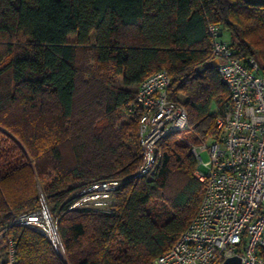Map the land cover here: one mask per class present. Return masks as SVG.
Segmentation results:
<instances>
[{
  "label": "trees",
  "instance_id": "1",
  "mask_svg": "<svg viewBox=\"0 0 264 264\" xmlns=\"http://www.w3.org/2000/svg\"><path fill=\"white\" fill-rule=\"evenodd\" d=\"M209 24L264 71V2L0 0V264L7 239L16 264H65L45 236L14 223L41 206L39 190L67 264H148L176 242L204 191L191 151L202 140L167 134L154 170L133 176L143 157L139 114L125 109L132 86L164 69L169 97L201 126L195 134H211L229 95ZM103 179L124 180L108 212L71 208Z\"/></svg>",
  "mask_w": 264,
  "mask_h": 264
},
{
  "label": "built area",
  "instance_id": "2",
  "mask_svg": "<svg viewBox=\"0 0 264 264\" xmlns=\"http://www.w3.org/2000/svg\"><path fill=\"white\" fill-rule=\"evenodd\" d=\"M211 60L228 91L229 100L215 109L212 144L193 145L195 176L204 191L193 218L176 242L148 264H219L233 256L240 264H264V71L252 58L235 55L222 40L220 27L208 25ZM170 76L162 69L135 86L134 101L125 113L138 116L142 162L133 176L154 170L160 144L169 133L190 127L184 106L168 94ZM207 153L203 160L201 153ZM124 180L95 181L78 194L71 208L108 212L115 190ZM15 224L39 232L61 247L57 227L45 202L17 216ZM3 231L0 230V239ZM4 264H16L15 245L5 244Z\"/></svg>",
  "mask_w": 264,
  "mask_h": 264
},
{
  "label": "rangeland",
  "instance_id": "3",
  "mask_svg": "<svg viewBox=\"0 0 264 264\" xmlns=\"http://www.w3.org/2000/svg\"><path fill=\"white\" fill-rule=\"evenodd\" d=\"M90 38H91V41H94V33H91ZM222 38L227 39V34H226L224 31H223V33H222ZM67 39H68L69 41H72V40H73V36H72V35H68V36H67ZM255 61H256L257 63H258V62L260 63V60H259L258 58H255ZM90 64L93 65V66H95V62H94V61H90ZM133 90H135V87L133 88ZM180 99L182 100L183 98L180 97ZM126 117L128 118L127 115H126ZM200 127H201L200 125H199V126H193V125L190 124V127L187 129L188 132L184 131L183 133L180 134V136H183V134H185V133H190L191 135H196V136H198L201 140H204L205 138H207V139H205V141H206V145H211L212 142H213L211 136L209 137V135H207L206 137H200V136H202L201 133H199L200 136L197 135V134H195L196 129H197V128H200ZM198 131H199V130H198ZM196 132H197V131H196ZM197 133H198V132H197ZM211 133H212V132H211ZM202 142H203V141H200V143L197 144V146L201 145ZM201 156H202L203 160H206V159H207V153H206V152H202V153H201ZM39 195H40V197H41V201L44 202V199H43V196H42V193H41L40 190H39ZM48 210H49V209H48ZM49 213H50V215L53 217V219H55V215H56L55 212H53V213L49 212ZM53 248H54L56 254L61 258V260H62L65 264H67L66 256H65V254H64V251H63L62 245H61V247H53Z\"/></svg>",
  "mask_w": 264,
  "mask_h": 264
},
{
  "label": "water",
  "instance_id": "4",
  "mask_svg": "<svg viewBox=\"0 0 264 264\" xmlns=\"http://www.w3.org/2000/svg\"><path fill=\"white\" fill-rule=\"evenodd\" d=\"M219 264H240V258L237 256L229 257Z\"/></svg>",
  "mask_w": 264,
  "mask_h": 264
},
{
  "label": "crops",
  "instance_id": "5",
  "mask_svg": "<svg viewBox=\"0 0 264 264\" xmlns=\"http://www.w3.org/2000/svg\"><path fill=\"white\" fill-rule=\"evenodd\" d=\"M247 1H250V2H264V0H247ZM226 34H227V39H225V38H222V33H223V31L221 32V38H222V40H224V41H226V42H229V40H230V35H229V33H227L226 31H224ZM136 85H133L132 87L134 88Z\"/></svg>",
  "mask_w": 264,
  "mask_h": 264
}]
</instances>
